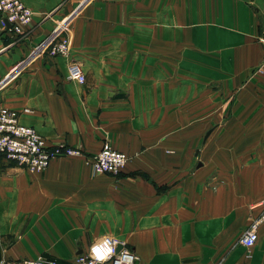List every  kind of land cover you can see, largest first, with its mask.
<instances>
[{
    "label": "crops",
    "instance_id": "0c3cea01",
    "mask_svg": "<svg viewBox=\"0 0 264 264\" xmlns=\"http://www.w3.org/2000/svg\"><path fill=\"white\" fill-rule=\"evenodd\" d=\"M22 1L20 32L0 15V106L50 145L108 139L129 159L30 171L0 153V257L74 264L116 237L134 264H264V218L239 242L264 211V0ZM60 25L69 49L50 55Z\"/></svg>",
    "mask_w": 264,
    "mask_h": 264
},
{
    "label": "built area",
    "instance_id": "2783aa9c",
    "mask_svg": "<svg viewBox=\"0 0 264 264\" xmlns=\"http://www.w3.org/2000/svg\"><path fill=\"white\" fill-rule=\"evenodd\" d=\"M33 11L22 0H0V15L2 23L7 20L9 28L20 32L23 25L30 22ZM65 26L60 25L40 45L50 55L67 54L69 37ZM264 41V36H260ZM68 79L84 82L85 74L81 63L71 60L67 65ZM27 110V108H24ZM81 148L65 144L48 145L47 141L33 126L24 124L19 119V111L14 108L0 106V153L12 159L17 164L30 171H42L51 158L60 154H79ZM129 159V154L112 146L105 139L97 152L87 156V162L97 172H118ZM260 218H264V211L259 217L253 218L239 238V242L247 248L254 245L258 233ZM121 247L117 249V245ZM107 247L112 248L111 254L105 260H97L94 254L78 253L73 257L74 264H134L137 255L123 241L110 237ZM0 264H59L57 259L48 254H38L33 257L7 259L0 257ZM214 264H223L222 260Z\"/></svg>",
    "mask_w": 264,
    "mask_h": 264
},
{
    "label": "clouds",
    "instance_id": "9594fccd",
    "mask_svg": "<svg viewBox=\"0 0 264 264\" xmlns=\"http://www.w3.org/2000/svg\"><path fill=\"white\" fill-rule=\"evenodd\" d=\"M92 251H93V254L95 255V258L97 260L102 261L108 258V256L112 252V248L105 246V250L102 252L100 248L94 247Z\"/></svg>",
    "mask_w": 264,
    "mask_h": 264
},
{
    "label": "rangeland",
    "instance_id": "374dc122",
    "mask_svg": "<svg viewBox=\"0 0 264 264\" xmlns=\"http://www.w3.org/2000/svg\"><path fill=\"white\" fill-rule=\"evenodd\" d=\"M258 69H259V66L257 67ZM15 109V108H14ZM195 128V130H196V127H194ZM44 137V136H43ZM45 138V137H44ZM46 140V139H45ZM48 144V143H47ZM63 144V143H62ZM48 145H50V144H48ZM65 145H68V144H65ZM69 146H71V145H69ZM113 146V145H112ZM114 147V146H113ZM81 153H79V154H64V155H84V159H85V161L87 162V156H89V155H87L86 153H84V151L81 149ZM57 156V155H56ZM44 170V169H43ZM108 173H111V172H108ZM52 256V255H51ZM71 262H73V259L71 260ZM74 263V262H73Z\"/></svg>",
    "mask_w": 264,
    "mask_h": 264
},
{
    "label": "water",
    "instance_id": "95a60500",
    "mask_svg": "<svg viewBox=\"0 0 264 264\" xmlns=\"http://www.w3.org/2000/svg\"><path fill=\"white\" fill-rule=\"evenodd\" d=\"M5 23H6L7 25H10V23H9L7 20H5ZM208 132H209V131L206 132L205 136L208 134ZM120 247H121V243H119V244L117 245V249L120 248Z\"/></svg>",
    "mask_w": 264,
    "mask_h": 264
}]
</instances>
